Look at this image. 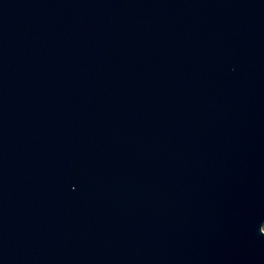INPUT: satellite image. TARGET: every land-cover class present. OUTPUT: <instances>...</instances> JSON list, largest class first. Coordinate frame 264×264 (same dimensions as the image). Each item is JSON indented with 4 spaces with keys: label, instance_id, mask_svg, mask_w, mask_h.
<instances>
[{
    "label": "water",
    "instance_id": "water-1",
    "mask_svg": "<svg viewBox=\"0 0 264 264\" xmlns=\"http://www.w3.org/2000/svg\"><path fill=\"white\" fill-rule=\"evenodd\" d=\"M264 0H0V264H264Z\"/></svg>",
    "mask_w": 264,
    "mask_h": 264
},
{
    "label": "rangeland",
    "instance_id": "rangeland-1",
    "mask_svg": "<svg viewBox=\"0 0 264 264\" xmlns=\"http://www.w3.org/2000/svg\"><path fill=\"white\" fill-rule=\"evenodd\" d=\"M263 229H264V225H263Z\"/></svg>",
    "mask_w": 264,
    "mask_h": 264
}]
</instances>
